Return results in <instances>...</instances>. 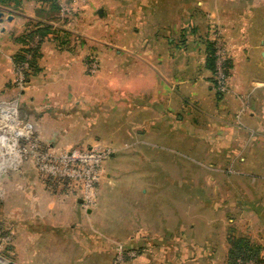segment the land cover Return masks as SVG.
I'll list each match as a JSON object with an SVG mask.
<instances>
[{
    "label": "rangeland",
    "instance_id": "obj_1",
    "mask_svg": "<svg viewBox=\"0 0 264 264\" xmlns=\"http://www.w3.org/2000/svg\"><path fill=\"white\" fill-rule=\"evenodd\" d=\"M87 1L0 0V13L3 14L0 34L7 36L6 42L0 45V58L3 59L7 44L19 46L10 56L11 78L0 82V264H131L137 258L139 249L122 239H125L127 232H131L133 225H143L162 235L165 231L178 233L187 242L193 240L203 247L207 243L217 245L219 241L227 242L229 238L247 240L253 245L259 241L264 243V226L260 228L258 222L264 219V212L252 214L255 218L253 221L249 214L240 211L243 204L256 207L260 195V202L263 203L264 180L254 176L257 185H252V176L238 175V171L243 174L247 164L227 163L226 144L218 143V149L212 150L210 145L214 141L206 144L195 139L193 128L187 125V138L182 133L166 131L165 140L153 138L147 141L150 145H138L129 129L122 130L118 135L113 132L114 120L116 123L121 120L129 127L134 121L127 114L129 107L122 106L105 123L101 118L99 122L97 110L91 107L94 106L92 102H83L82 94L70 93L67 97V91L59 88L60 99L57 105H49L50 108L36 105L33 98L27 96L31 91V80L41 72L38 60L41 58V46L46 41L53 44L58 53L65 52L68 56L76 55L75 50L80 51L89 42L91 45L87 47L91 52L83 53L82 65L85 77L95 78L104 68L98 60V52L92 50L97 48L94 44L98 43L93 38L98 39L100 35L103 47L111 48V53L122 58L123 64L127 65L131 59L129 50L133 43V30L137 26L142 27L139 24L148 19V45L155 50L154 66H160L158 68L162 70L168 67V62L161 60V56L167 53L164 51L169 46L168 39L174 40L173 45L182 42L183 30H179L190 17L187 15L191 11L195 13L193 10L196 9L195 5L177 6L175 0H158L150 4L152 13L150 8L146 10L143 2L146 0H123L122 5L117 7L121 9L111 8L115 0H89L94 3L87 9ZM204 8L200 10L204 11ZM178 10L181 16H178ZM211 12L212 16H216L213 8ZM255 21L248 22L252 31L258 25ZM205 22L210 23L208 30L211 39L207 43L211 44L215 59L211 88L215 91L214 102L219 106L228 92L232 60L220 25L214 19ZM116 27L124 33L120 38L115 35ZM89 28L87 34L86 29ZM207 43L204 45L207 46ZM116 45L118 50H115ZM218 50L222 51L224 79L217 84ZM92 64L96 65L94 72H91ZM131 72L133 66L129 62L127 71L123 72L122 85L132 84L134 74L132 76ZM98 83L92 92L87 91L108 95L109 89L115 90L114 83L104 82L101 90ZM197 90L203 92L204 84L200 83ZM185 91L190 90L187 88ZM71 95L74 97L71 98ZM90 149L105 155L90 203L83 198L79 183L48 177L39 172L37 162L42 157H58L66 151ZM250 159L255 160L246 155L245 162H250ZM36 182L43 183L46 191L52 195L71 199L74 208L81 211L96 206L97 216L92 217L90 223L96 225L101 222L102 233L106 240H110L107 247L102 248L101 245L94 250L96 246L91 241L94 239L83 237L85 232L88 235V231L81 226L83 221L86 222L82 216L78 222L79 229L68 236L72 243L70 247L80 252L74 253L73 259H67L65 253H58L60 248L55 244L42 245L41 240L35 243L32 239L34 236L28 237V231L39 238L48 237L54 231L41 229V225L38 227L35 221L26 229L20 228L24 222L20 221L19 213H15L19 212V193L27 188L32 189ZM232 205H235V211L228 210ZM88 230L94 238L98 237L96 231ZM59 233L54 232V236ZM119 246L125 250L121 260L116 257ZM89 247L93 253L90 258L77 257L82 256L81 249ZM96 251H105L106 258L94 253ZM132 252L134 256L130 255ZM238 263L256 264L252 260ZM221 264L228 262L222 261Z\"/></svg>",
    "mask_w": 264,
    "mask_h": 264
},
{
    "label": "crops",
    "instance_id": "obj_2",
    "mask_svg": "<svg viewBox=\"0 0 264 264\" xmlns=\"http://www.w3.org/2000/svg\"><path fill=\"white\" fill-rule=\"evenodd\" d=\"M156 1L158 0L143 1L147 6L146 10L148 11L149 8L151 10V5ZM164 1L166 2V0ZM122 2L123 0H115V5L111 8L121 9L117 7L121 6ZM93 3L88 0L87 9ZM176 4L177 6L195 5L196 9H192L195 13L191 11L187 15L190 17L179 30H183L181 32L182 42L173 45L174 40L168 39L169 46L164 51L167 53L161 56V60L165 59L168 62V67H161L163 69L160 70V66H154L155 50L148 45L150 29L147 19L139 24L142 27L134 28L135 33L131 36L133 43L129 50L131 59L128 64L131 62L133 66L132 84L122 85L123 72L127 71L128 64L124 65L122 58L116 56L115 53V55L112 54L111 48H104L103 40L98 35V39L93 38L95 42H98L93 43L97 48L92 50L98 52L97 57L102 62L103 72L95 78L85 77L82 56L83 53L91 52L89 42L83 45L80 51L76 49V55L68 56L65 52L58 53L55 46L46 41L41 46V58L38 60L41 72L31 80V91L27 96L32 97L36 105H47L45 107L50 108L49 105L51 107L57 105L60 99L59 88L67 91V97L70 93L82 94L83 102H92L94 106L91 107H95L97 110L99 122L101 118V121L105 123L122 106L129 107L127 114L134 121H131L132 124L130 123L129 127L121 120H118L117 123L114 120L113 132L118 135L122 130L128 131L127 129H129L131 137H135L138 145H150L147 141L153 138L163 141L166 131L179 132L187 138V125H189L193 128L195 139H200L206 144H209L208 141H214L210 145L212 150L218 149V143L226 144L228 148L227 163L232 165L238 162L247 164L243 174L240 171L237 174L244 177L252 176L251 181L254 182L252 183L254 185L256 184L254 176L264 180V0H175ZM203 6H205V10L201 11L200 8ZM240 6L243 8L241 9ZM212 8L216 16H212ZM178 12V16H181L179 10ZM145 13L147 16V12ZM192 16H194V21H192ZM244 16L249 18L246 17L242 20ZM210 19H214L215 23L222 28L232 60L228 92L222 98L219 106L214 102L215 91L211 88L213 73L205 67L207 55L204 44L211 39L208 30L210 23H206L205 20ZM251 20H256L255 22L258 23L254 31L251 30V23H248ZM6 27L8 28V25ZM98 28L100 30V24ZM86 31L88 34L90 28ZM123 34V31L116 27V37L120 38ZM6 38L5 34H0V45L6 42ZM5 47L4 57L0 58V82H4L3 79L8 81L11 78L10 56L19 46L12 43ZM117 48L116 45L115 50H118ZM195 74L197 77H194ZM105 77L107 79H104ZM97 82H99L100 90L104 82L114 83L115 90L109 89L110 94L108 95L92 94V88L97 85ZM200 83L204 84L203 92L197 90ZM187 88L190 90L189 92L185 91ZM73 97L71 95V98ZM133 116L137 118L136 122ZM158 125L160 127H157ZM113 150L117 151L115 148ZM246 155L255 160L250 159V162H245ZM25 169L27 168L25 167ZM34 186V189L27 188L24 192L19 193V212L15 213H19L20 221L25 223L20 228L26 229L32 221H35L38 223V227L41 225V229L54 230L48 237L39 238L37 235H31L27 229L26 235L34 236L32 239L35 243L41 240L42 245L55 244L60 248L58 253H65L67 259H73L74 253L80 252H76L72 249L73 247H70L72 243L68 236L71 232L74 233L79 229L78 222L82 216L86 222L83 221L81 226L83 230L88 231V235L85 232L83 237L94 239L91 240L92 244L96 246L94 250L100 248L101 245H103L102 248L107 247V241L110 240L105 239L101 222L96 225L90 223L92 217L97 216L96 206L81 211L79 208H74L71 199L60 198V196L47 192L43 183L36 182ZM258 186L261 187L259 184ZM98 190L97 188V192ZM97 196L98 194H96V198ZM260 197L261 195L256 207H253V204H243V207H240V211L249 214L253 221L255 218L252 214L264 212V199L262 198L263 203H261ZM228 210L235 211V205L230 206ZM10 213H14V211H10ZM261 220L263 224L259 220V227L263 228L264 219ZM131 227V232H127L125 239H122L139 249L137 258L131 261V264H221L222 261H227L230 247L228 240L227 242L226 240L219 241L217 245L207 243L203 247L193 240L187 242L178 233L165 231V234L162 235L161 232H155L154 229L146 228L143 225ZM88 229L94 230L93 233L96 231L98 237L94 238L95 236H92ZM54 232L60 233L54 236ZM52 238H55L54 241ZM189 244L191 245L190 249H188ZM257 245L261 248L259 258L263 261L264 243L259 241ZM81 251L82 256L77 255L81 259L90 258V255L93 254L91 248L81 249ZM94 253H100L99 256L106 258L105 251ZM240 261L237 260V264Z\"/></svg>",
    "mask_w": 264,
    "mask_h": 264
},
{
    "label": "built area",
    "instance_id": "obj_3",
    "mask_svg": "<svg viewBox=\"0 0 264 264\" xmlns=\"http://www.w3.org/2000/svg\"><path fill=\"white\" fill-rule=\"evenodd\" d=\"M218 66L216 80L217 84L224 79L221 70L222 51L216 53ZM91 72L95 70L96 65H91ZM223 74V75H222ZM105 155L103 152L95 150H82L63 152L58 157L45 156L38 159L39 172L48 175V177L66 180L68 182H77L80 184V190L86 202H92L94 198V187L99 180L101 164ZM125 250L119 246L117 249V260H121ZM134 256L135 253L130 254Z\"/></svg>",
    "mask_w": 264,
    "mask_h": 264
},
{
    "label": "trees",
    "instance_id": "obj_4",
    "mask_svg": "<svg viewBox=\"0 0 264 264\" xmlns=\"http://www.w3.org/2000/svg\"><path fill=\"white\" fill-rule=\"evenodd\" d=\"M42 32V31H41ZM206 62L205 67L211 73H214L215 59L213 57V50L211 44L206 46ZM229 250L227 254L228 264H237V260L242 262L252 260L256 264H264V260H260L259 253L261 248L258 245L250 244L247 240L229 238Z\"/></svg>",
    "mask_w": 264,
    "mask_h": 264
},
{
    "label": "water",
    "instance_id": "obj_5",
    "mask_svg": "<svg viewBox=\"0 0 264 264\" xmlns=\"http://www.w3.org/2000/svg\"><path fill=\"white\" fill-rule=\"evenodd\" d=\"M3 14L2 13H0V21L2 20V16ZM5 264H16V263H13V262H6Z\"/></svg>",
    "mask_w": 264,
    "mask_h": 264
},
{
    "label": "bare ground",
    "instance_id": "obj_6",
    "mask_svg": "<svg viewBox=\"0 0 264 264\" xmlns=\"http://www.w3.org/2000/svg\"><path fill=\"white\" fill-rule=\"evenodd\" d=\"M12 111H13V110H12ZM11 113H12V112H11ZM13 113H14V112H13ZM13 113H12V114H13Z\"/></svg>",
    "mask_w": 264,
    "mask_h": 264
}]
</instances>
